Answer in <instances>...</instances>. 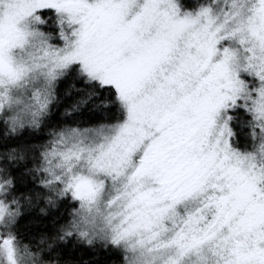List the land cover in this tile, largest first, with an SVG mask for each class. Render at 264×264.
<instances>
[{"label":"snow or ice","instance_id":"obj_1","mask_svg":"<svg viewBox=\"0 0 264 264\" xmlns=\"http://www.w3.org/2000/svg\"><path fill=\"white\" fill-rule=\"evenodd\" d=\"M0 264H264V0H0Z\"/></svg>","mask_w":264,"mask_h":264}]
</instances>
